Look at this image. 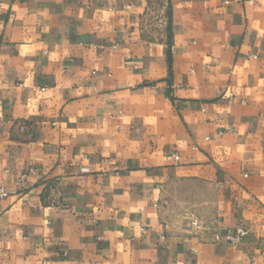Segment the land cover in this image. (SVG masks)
Instances as JSON below:
<instances>
[{
    "label": "crops",
    "instance_id": "1",
    "mask_svg": "<svg viewBox=\"0 0 264 264\" xmlns=\"http://www.w3.org/2000/svg\"><path fill=\"white\" fill-rule=\"evenodd\" d=\"M0 188V264H264V0H0Z\"/></svg>",
    "mask_w": 264,
    "mask_h": 264
},
{
    "label": "built area",
    "instance_id": "2",
    "mask_svg": "<svg viewBox=\"0 0 264 264\" xmlns=\"http://www.w3.org/2000/svg\"><path fill=\"white\" fill-rule=\"evenodd\" d=\"M176 158L177 159L179 158L177 154H176ZM7 197H8V193L3 188H0V199H4ZM248 234H249V231L246 230L245 228H238L229 235L228 242L233 246H237L244 241L245 237ZM249 264H255V263L252 262Z\"/></svg>",
    "mask_w": 264,
    "mask_h": 264
}]
</instances>
